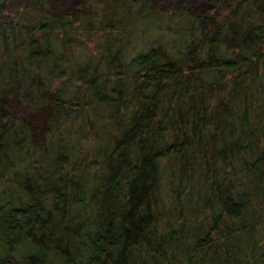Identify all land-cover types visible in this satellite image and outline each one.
Wrapping results in <instances>:
<instances>
[{"label":"trees","instance_id":"1","mask_svg":"<svg viewBox=\"0 0 264 264\" xmlns=\"http://www.w3.org/2000/svg\"><path fill=\"white\" fill-rule=\"evenodd\" d=\"M16 2L0 0V183L18 195L0 264H81L85 240L83 264H264V0H24L36 25Z\"/></svg>","mask_w":264,"mask_h":264},{"label":"rangeland","instance_id":"2","mask_svg":"<svg viewBox=\"0 0 264 264\" xmlns=\"http://www.w3.org/2000/svg\"><path fill=\"white\" fill-rule=\"evenodd\" d=\"M16 4L15 6H7L6 8V12H9L12 14V17H14V13L16 14L15 16H17V18L21 19V21L29 23V24H37L40 16L38 14H36L35 12H27L25 13V4H24V0H16ZM14 4V3H13ZM6 14V13H5ZM155 26H149V28L146 29V31L141 32L139 30V34L137 37H135V40L137 42L136 44V48L135 50H138L142 45H143V35L145 34V32L151 35H149L148 37L153 38L155 36L158 35V33H156V28H154ZM141 29V27H140ZM158 31V30H157ZM156 34V35H155ZM84 41V44H81V46L78 44L77 47H79V49L82 48H88L89 50H93L95 47V42L94 41H87L84 38H81ZM1 40V38H0ZM76 47V48H77ZM2 49V43L0 42V50ZM77 49H74L73 52H71L74 56H76L75 53H77ZM135 54V52L133 53ZM0 90L3 93V97H6L9 100L8 103V108L12 111H14V103H13V96H14V79L11 78L9 76V74L5 71L0 75ZM2 105H0V114L2 111ZM32 112H30V114L33 117V121H32V129L34 131V141L35 143L38 142L44 126H45V119L47 116V112H48V106L47 104L44 102L43 104H35L34 107L31 108ZM107 110L105 111V113H103V115L107 114ZM104 120H102V122H104ZM100 122V123H102ZM100 133L103 132V128L100 127L98 130ZM107 137V135H106ZM107 144V139L103 142H101L99 144V146H105ZM39 152L38 155H42V161L43 163H41L39 168L34 169V171L39 172L38 174L41 175L42 173L44 174V171L47 167V160L48 158H46V153H50L49 150L51 151V154H53L55 152V149H57L58 144L57 141L54 138H47V139H41L39 142ZM55 155H51L50 159L54 158ZM27 163V162H26ZM20 164L17 167V170H23L25 169V166L27 164ZM14 169H12L11 171H4L6 173V178L10 179L13 174ZM18 195L15 193L14 190V184H9L7 183V180L5 181V183L3 182L2 184L0 183V236L3 235V237H5L4 235L9 233L10 231V227L8 226L7 223H5L2 219V217L5 215V212L7 210V208L9 207L8 203L5 202H9L12 201V205H14V197L16 198ZM84 219V217H83ZM95 229V226L93 227V231ZM11 237L14 238V235H12ZM85 246L82 247L81 250L77 251L76 254V260L83 264L88 256L90 255L91 252V248L89 247V245L87 244V241L85 240ZM83 245V244H81ZM53 263L54 264H64L63 260L59 257V256H55L53 258Z\"/></svg>","mask_w":264,"mask_h":264}]
</instances>
